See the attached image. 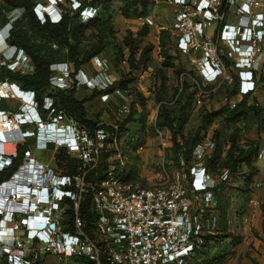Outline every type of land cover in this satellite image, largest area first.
Listing matches in <instances>:
<instances>
[{"label":"built area","instance_id":"2783aa9c","mask_svg":"<svg viewBox=\"0 0 264 264\" xmlns=\"http://www.w3.org/2000/svg\"><path fill=\"white\" fill-rule=\"evenodd\" d=\"M165 2L177 8L170 26L175 46L189 57L204 83L220 86L237 78L239 97L253 94L264 80V0ZM53 11L58 18L52 21L58 22L61 15ZM39 12L48 9L44 6ZM95 13V8L86 7L81 18L88 23ZM144 22L156 23L149 16ZM103 64L97 57L95 75L81 70L75 77L71 64L52 65V91L74 86L107 90L115 80ZM3 66L22 74L35 70L24 51L0 61V70ZM109 97L101 95L102 101ZM7 99L22 104L15 112L0 113L4 117L0 145L11 143L15 148L9 161L0 164V173L15 167L0 182V264H193L208 250V238L210 246L214 243L220 229L218 183L205 165L216 148L212 138L194 148L191 161L180 156L171 173L164 171L162 181L140 186L128 178V159L115 132L98 128L92 136L51 96L44 98L41 111L34 92L0 81V100ZM121 111L128 112L127 106ZM111 127L118 130L120 123ZM57 131L63 135L53 141L38 140L41 134ZM155 131L165 155L170 140L162 130ZM31 142L19 159L18 147ZM35 149L54 151V155L64 149L74 160V172L66 173L54 156L51 162L39 161ZM111 149L115 154L108 158L106 176L96 184L88 182L100 164L101 152ZM262 159L264 149L257 156ZM223 172V181L229 184L230 171ZM88 194L96 212L95 237L85 232L77 213ZM70 203L76 211L72 230L66 220Z\"/></svg>","mask_w":264,"mask_h":264},{"label":"trees","instance_id":"16d2710c","mask_svg":"<svg viewBox=\"0 0 264 264\" xmlns=\"http://www.w3.org/2000/svg\"><path fill=\"white\" fill-rule=\"evenodd\" d=\"M67 1L71 3L72 0ZM114 1L115 0L79 1L81 10L90 6L95 8L98 13L97 17L94 16L92 20L86 23L81 19L80 11L75 14V11L72 8L66 10L63 9L62 5H60V7L62 8L63 14L58 22H52L48 15H46L45 22H41L34 10L35 6L38 4L35 1L0 0V23L7 21L6 11L22 9L21 15L14 20L9 35L6 38V43L9 46L16 47L18 51H24L31 58L35 68L32 73L22 74L20 72H13L6 66H3L0 70V81L9 80L18 83L24 91L34 92L41 111L44 98L46 96H51L56 105H60L66 113L72 115L75 119L86 125L92 136H94L95 131L98 128H102L110 133L115 132V135L117 134V141H121V138L126 134L127 130H129L126 126L130 122H134L133 118L136 114L138 100H133L130 103L128 110V112L130 111V114L120 122L118 130L103 123L98 118H90L88 116L86 103L93 100L97 95L111 94L116 88H120V90L129 97L130 89L127 88L128 82L119 80L116 85H113L107 90H93L90 96H86L83 99L76 96L78 89L77 86L68 90L52 91L51 89L52 65L59 63L71 64L75 70V73L73 74V77H75L78 72L83 70L84 66L92 64L95 58L104 57L108 54V48L112 46L110 38L115 35V30L112 27L110 17L111 6ZM121 2L123 3L121 12L125 17H142L147 15L149 7L153 1L121 0ZM168 31L171 32L170 30H164L162 34L165 36L168 34ZM149 34L150 29L148 25L142 27L136 32L128 31L124 38V48L128 49V54L126 56L115 57V62L119 64L126 60L129 65V72H139L146 69L152 63V53L154 48L152 44L145 43V39ZM54 44L57 45V48L53 47ZM178 74L181 76V89L177 92V104L179 107L177 110L170 111L167 109V106L163 104L164 101L162 94L165 90V85L162 83L157 93V98L161 103V114L156 122L157 129L163 130V128H168L172 132V148L177 165L180 156H183L188 162L191 161L194 148L200 142L204 141V135H201L200 133L201 130L209 126L212 120L222 115H226L227 120L234 121H237L240 118L246 119L250 114L257 116L260 119L264 118V107L259 104L256 98H252V94L250 93L244 95L234 106L228 103L219 110L205 111L202 115V123L199 131L181 144V142H179V136L182 125L185 123V114L187 110L191 108L197 96L202 91L213 89L216 84H208V87H205L207 86L206 83H204L198 73L194 70H186L183 68L178 71ZM219 87L218 91L222 93V89H225L229 99L236 98L240 93V83L237 78H235L233 83H225ZM140 95L141 93L137 94V96ZM0 110L9 111L5 101H1ZM141 130L144 129L142 128ZM131 138L127 141H131ZM140 139L141 136H138L135 142H139L135 144L131 143L132 145L134 144V150L142 146ZM212 139L216 142V148L213 151L212 156L205 160L207 168L212 173L220 168L218 166L228 169L236 178V182L240 181L243 184V187H238L240 192L243 194L251 192L252 189L249 188L250 184L253 183L254 176L258 173L257 168L254 167L253 164L257 160L258 152L260 150V142L248 141V144L246 145H239L238 141L235 138H232V143L227 151L225 160L222 161L220 159L222 144L219 139V133H215ZM32 145L33 143L31 142L18 147L19 159L22 158L24 151ZM50 148L53 149V146L50 145ZM113 154H115L114 149L108 151L103 150L101 152L100 164L98 168L93 171L92 177L88 178V182L92 180L94 184H96L106 176L109 165L108 158ZM54 158L55 163L64 169L66 173L72 174L74 172V160L64 149H58ZM135 160H138V158L136 157ZM14 168L15 167H12L0 173V182L9 178ZM135 176V171L130 169L128 172V178L133 180L135 179ZM230 186V184H226V182L222 180L216 187L219 200V231L222 232H227L230 229L232 199L231 196L227 194ZM260 209L264 218V200L260 205ZM77 213L84 220L85 232L90 236L95 237L96 212L93 209L90 194H88L85 200L81 202ZM75 214L76 211L73 204L70 203L66 220L71 230ZM206 246L209 248L204 252L205 260L203 259L202 262H198L199 259L202 258L200 257L195 261V264L196 262L197 264L207 263L209 250L211 248L209 238Z\"/></svg>","mask_w":264,"mask_h":264},{"label":"rangeland","instance_id":"374dc122","mask_svg":"<svg viewBox=\"0 0 264 264\" xmlns=\"http://www.w3.org/2000/svg\"><path fill=\"white\" fill-rule=\"evenodd\" d=\"M33 1L44 5L50 12L56 7V11L59 15L63 14L60 5L66 10L72 8L75 14L80 11L81 17V9H76V7L80 4L79 1L82 0H72L71 3L67 0H60L57 4L54 0ZM122 6L123 3L121 0H115L111 6L110 17L115 35L110 38L112 46L108 48V54L99 58L103 61V65L107 71L115 76L118 81L123 80L128 82L127 88L130 89V96H126L127 102L125 103L127 104L128 110L130 103L133 100H138L136 114L133 118L134 122L128 124L130 130L126 132L134 136V139H136L135 137L137 135L139 137L141 136L140 141L142 146L138 148L141 149L138 151V160L133 158V154H136V150H134L133 146L139 141H120L119 144L122 146V150L127 156L129 163L128 169H133L135 171L136 176L133 180L140 186H147L159 183L163 180L165 170L171 173L177 167L175 154L172 148V132L168 128H163L162 130L170 140V147L164 155V151L159 144V139L155 131L156 128L154 124L161 114V103L157 98L158 90L163 83L165 85V90L162 94L163 104L167 106V109L170 111L177 110L179 107L177 104V92L181 89V76H179L178 71L183 68L186 70H196L189 57L178 52L172 32L168 31V34L165 36L162 34L164 30H170L171 24V20L168 16V8L163 2L158 4L157 0H153L149 7L148 14L156 21L155 25H148L142 22L143 19H141V17H125L121 12ZM40 8L42 9V6ZM35 9L36 6L34 10ZM21 13L22 9L6 11L7 21L0 23V33L10 31L14 20L18 18ZM97 15L98 13L96 12L94 16L97 17ZM56 16L57 13H55V19L57 18ZM146 16L148 15L142 17ZM146 25H148L150 29V34L145 39V43L154 46L152 63L146 69L139 72H129L127 61L125 60L118 64L115 62V57L126 56L128 54V49L124 48V38L128 31L136 32ZM3 43L1 38L0 48ZM3 57L5 56H2L0 61L4 59ZM109 67H111V69ZM82 71L87 74V76L89 73L90 75H95L96 73L92 64L84 66ZM206 85L205 87H208V84ZM258 85L256 91H258V94L260 93L259 104L261 103L260 105H264V80ZM219 88V85L216 84L213 89L202 91L197 96L191 108L187 110L185 114V123L182 125L179 136V142H181V144L199 131L202 123V115L205 111L219 110L228 103L234 106L237 101L241 100L239 96L229 99L225 89H222V93H220L218 91ZM92 92L93 90L88 87H79L76 96L83 99L86 96H90ZM139 93H141V95L137 96ZM6 103L11 112L17 111L22 104L16 99H7ZM107 103H109V99L107 101H102L101 95H97L93 100L86 103L88 116L90 118H98L106 124L110 122L114 124L122 122V120L130 114V111H121L124 103L119 107L116 105V107L111 110L106 106ZM114 112L115 114H113ZM226 117V115H222L212 120L210 125L203 128L200 132L201 135H204V141L213 138L215 133H219V139L222 144L220 150V159L222 161L225 160L227 151L232 143V138H235L239 145H246L248 141H264V118L260 119L250 114L246 119L240 118L234 121L227 120ZM2 122L3 119H0V125H2ZM133 128H135L134 131H132ZM137 128L138 131L136 130ZM142 128L144 130H141ZM6 141L11 140L8 139ZM131 143L134 144L132 145ZM7 145H9V152L15 150L11 143H3L0 145V152H6L5 148L8 150ZM34 154L41 162H51L52 152L49 150L35 149ZM256 163L257 162H254L253 165L257 168ZM218 167L220 168L216 172H213V175L215 176L216 182L220 183L224 178L223 170L225 168H221V166ZM229 174V184L231 186L227 194L230 195L232 199L230 229L227 232L218 231V233L215 234L214 243H212L209 250L206 264H262V261L264 262V223H262L264 218L263 216L255 218V220H253L254 218H251V220L247 218V214L254 215L258 213L257 209L260 208L264 200L259 191L261 188L259 186L260 183L257 184L256 181L258 173L254 176L253 183L250 184L249 188H251L252 191L247 194L240 192L238 187H243V184L240 181L236 182V178L231 172ZM251 208H253V211ZM204 257L205 256L200 258L198 262H202Z\"/></svg>","mask_w":264,"mask_h":264},{"label":"crops","instance_id":"0c3cea01","mask_svg":"<svg viewBox=\"0 0 264 264\" xmlns=\"http://www.w3.org/2000/svg\"><path fill=\"white\" fill-rule=\"evenodd\" d=\"M153 1V0H152ZM157 2H158V4H161L162 2L167 6V8H168V16H169V18H170V20H171V23H172V19H173V15H174V13L176 12V10H177V8L175 7V6H173V5H169V4H167L166 2H165V0H157ZM147 15L150 17V15L147 13ZM144 18L145 17H141V19H143V21L142 22H144ZM142 22H141V24H142ZM170 26H171V24H170ZM141 28V27H140ZM9 35V31H7V32H3V33H0V39L2 38V40H3V45L1 46V48H0V58L2 57V56H5V57H3L4 59H6V58H9V57H11V56H13V55H16L17 53H18V50H17V48L16 47H12V46H9L7 43H6V38H7V36ZM175 40V39H174ZM92 65H93V62H92ZM110 69H111V67H109ZM95 69V68H94ZM96 72V71H95ZM110 73V72H109ZM96 74V73H95ZM111 74V73H110ZM88 76H93V74H91L90 75V73L88 74ZM111 76L113 77V79L115 80V84L114 85H116L117 84V82H118V79L115 77V76H113L112 74H111ZM261 86H263V85H261ZM84 88L86 87V86H83ZM239 95H237V97H238ZM252 98H256V100L259 102V98H260V93L258 94V91H256L255 93H253L252 94ZM127 97H126V95L120 90V88H116L111 94H110V97H109V103H107L106 104V106L111 110V109H113V108H115L116 107V105H117V107H119L121 104H123V107L126 105L127 106V104H125L127 101ZM261 104V103H260ZM261 106H263L264 107V105H261ZM113 114H115V112L113 113ZM120 119V118H119ZM106 124V123H105ZM113 123H107V125H109V126H111ZM129 130H130V128L128 127V125L126 126ZM135 130V128H133L132 129V131H134ZM137 131H138V128L136 129ZM0 135L1 136H4V133H0ZM132 137V138H131ZM129 138H131L130 140L131 141H135L136 139H134V136H131L130 135V133H126V134H124V136L121 138V141H127V140H129ZM135 138H138V135L135 137ZM260 142V150L261 149H264V141H259ZM123 146H124V143H123ZM141 149H136V154L134 155L133 154V158H135L136 159V157L138 158V151H140ZM259 150V151H260ZM52 152V158H53V156H54V151H51ZM256 166H257V168H258V176H257V179H256V181H257V184H259V186L261 187L260 188V194H261V197H263L264 198V182H263V179H264V160L262 159V160H256ZM252 209V211H253V208H251ZM258 210V213L257 214H254V215H252V214H247L248 216H247V218L248 219H250L251 220V218H254L253 220H255V218H260V216H262V211H261V209L259 208V209H257ZM231 215H232V213H231ZM251 215H252V217H251ZM263 220V219H262ZM264 221V220H263ZM262 221V223H264ZM262 264H264V262L262 261Z\"/></svg>","mask_w":264,"mask_h":264},{"label":"clouds","instance_id":"9594fccd","mask_svg":"<svg viewBox=\"0 0 264 264\" xmlns=\"http://www.w3.org/2000/svg\"><path fill=\"white\" fill-rule=\"evenodd\" d=\"M55 2H56V4H57V2L58 1H60V0H54ZM40 5V6H39ZM44 7V5H42V4H37L36 5V9H35V13H36V15H37V17H38V19L39 20H41V22H45V19H46V15H48L49 17H50V19H51V21L52 20H54L55 19V16H53V9H55V12H56V7H54L52 10H51V12L50 11H48L47 13H44V14H41L40 12H39V10H41V8L40 7ZM80 8V4H79V7L77 8L76 7V9H79ZM86 11V8H84V9H82L81 10V16H82V14L84 13ZM57 18H58V16H56ZM56 18V19H57ZM53 22V21H52ZM11 30V29H10ZM8 37V36H7ZM12 47H14V46H12ZM19 52V51H18ZM17 55H18V53L16 54V55H13V56H11V57H13V58H16L17 57ZM7 59V58H6ZM0 103H1V100H0ZM0 113H1V110H0ZM29 116H30V118H33V115L30 113L29 114ZM61 135H63V134H61L60 132H54V133H46L45 135H39V137H38V140L39 141H53V139H57V138H59V137H61ZM1 136V135H0ZM0 141H2L1 140V138H0ZM13 153H14V151L13 152H0V164H5L6 162H8L9 161V158L11 157V156H13Z\"/></svg>","mask_w":264,"mask_h":264},{"label":"bare ground","instance_id":"6f19581e","mask_svg":"<svg viewBox=\"0 0 264 264\" xmlns=\"http://www.w3.org/2000/svg\"><path fill=\"white\" fill-rule=\"evenodd\" d=\"M4 117L3 116H0V119H3ZM0 133H3V128H2V125H0ZM5 138V137H4ZM8 146V150L5 148V150L7 151V152H9L10 150H9V145H7ZM13 147V146H12Z\"/></svg>","mask_w":264,"mask_h":264}]
</instances>
